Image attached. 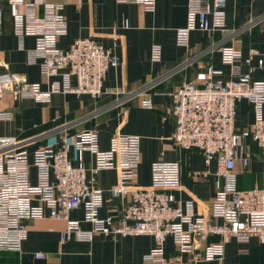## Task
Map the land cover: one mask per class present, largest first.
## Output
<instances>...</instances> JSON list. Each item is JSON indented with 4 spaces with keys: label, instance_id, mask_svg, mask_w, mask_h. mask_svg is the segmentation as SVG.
I'll return each mask as SVG.
<instances>
[{
    "label": "built area",
    "instance_id": "1",
    "mask_svg": "<svg viewBox=\"0 0 264 264\" xmlns=\"http://www.w3.org/2000/svg\"><path fill=\"white\" fill-rule=\"evenodd\" d=\"M117 4L137 5L144 12L155 10L156 0H115ZM187 0L185 26L175 30V45L187 48L190 34L222 32L226 24L225 0ZM6 6L12 19V34L18 49L26 54L28 65H37L41 84L27 83L9 72L0 73V100L9 95L14 101L25 99L47 104L55 94L88 95L94 101L104 96L103 80L108 70L118 67L114 53L93 39L75 40L67 50H60L58 39L67 34L63 5L47 0H0V20ZM122 27H129L124 20ZM32 37L34 47L24 48V39ZM160 45L150 49V59L159 63ZM220 59L229 69L228 80H216L221 71L210 66L196 76L195 82L180 86L171 93L175 131L173 145L181 150L201 152L206 166L216 163V193L208 217L197 216L194 201L176 203L174 193L181 187L178 161L157 160L151 164L148 188L136 187L140 164V138L118 135L101 149L93 131L67 134L62 130L58 143L41 146L29 154L27 141L0 139V251L17 253L27 238V222L52 219L65 222L59 241L91 243L97 235L126 238L151 236L154 248L146 256L148 264H239L225 260L229 241L248 243L252 238L264 243V191L238 190L235 166L242 142L250 138L264 150V81H254L251 73L264 71V50H250L243 58L240 50L222 46ZM242 66L247 69L242 72ZM75 80V85L71 84ZM247 100L254 115L252 126L238 131L236 106ZM142 106L151 109L146 98ZM12 112L0 110V122L12 120ZM73 151L76 159L69 157ZM93 156L92 176L104 170H116L118 181L110 193L128 197L117 217H100L102 190L87 179L81 155ZM248 164L246 156L240 157ZM34 170V182L31 171ZM83 209L82 221H72L69 213ZM214 221V222H212ZM220 221V223L218 222ZM81 223L89 225L82 229ZM210 235L220 237L209 243L200 260H169L162 244L171 238L184 254H190L198 240ZM35 258L43 259L41 253Z\"/></svg>",
    "mask_w": 264,
    "mask_h": 264
},
{
    "label": "crops",
    "instance_id": "2",
    "mask_svg": "<svg viewBox=\"0 0 264 264\" xmlns=\"http://www.w3.org/2000/svg\"><path fill=\"white\" fill-rule=\"evenodd\" d=\"M63 5L67 21L66 36L58 39L60 50H67L77 39L90 38L110 49L119 59L116 68L107 71L103 80L104 96L94 101L88 95L55 94L47 104L31 100H13L5 95L0 110L12 112V120L0 122V139L14 138L30 142L26 151L59 141L62 130L67 134L93 131L99 137L101 149L106 150L112 137L118 135L140 138V164L136 187L148 188L151 183V164L157 160L178 161L181 167V187L174 193L176 203L191 199L197 216L208 217L209 206L216 193V163L205 165L196 149L181 150L172 142L175 122L172 114L171 93L180 86L195 82L207 67L221 71L216 80H228L229 69L222 65L220 49L232 46L247 57L250 50H264V0H225L226 24L222 32L190 34L187 48L175 45V30L186 23L187 0H156L152 13L137 5L117 4L115 0H47ZM207 3L211 4V0ZM127 20L129 27H122ZM161 46L159 63L150 59L151 46ZM34 39L26 37L24 48L32 49ZM9 72L27 83L41 81L39 67L26 63V54L18 49L12 34V19L7 7L0 20V73ZM242 72L247 69L242 66ZM254 81H264V71L251 73ZM75 85V80L71 79ZM148 98L151 109L142 106ZM254 121L251 105L241 100L236 106L235 124L238 131L249 129ZM235 166L238 190L264 191V150L250 139L242 142ZM69 157L76 159L73 151ZM241 156L248 158L243 166ZM87 179L103 192L100 217H117L127 205L128 197H115L110 191L118 181L116 170H104L92 176L91 154L81 155ZM34 170L31 180L34 182ZM72 221H82L81 207L69 213ZM214 222V221H212ZM220 223V221H218ZM27 238L19 252L0 251V264H148L146 256L154 248L151 236L115 238L97 235L89 242L68 241L61 244L60 232L65 222L49 218L27 223ZM88 230L87 224L81 223ZM220 237L210 235L198 240L190 254L182 253L171 238L162 248L169 260H200L209 243ZM41 253L43 259L35 258ZM225 260L239 264H264V243L252 238L245 244L229 241L225 245ZM203 264V263H197Z\"/></svg>",
    "mask_w": 264,
    "mask_h": 264
},
{
    "label": "trees",
    "instance_id": "3",
    "mask_svg": "<svg viewBox=\"0 0 264 264\" xmlns=\"http://www.w3.org/2000/svg\"><path fill=\"white\" fill-rule=\"evenodd\" d=\"M6 6H4V8H5ZM4 8H3V10H4Z\"/></svg>",
    "mask_w": 264,
    "mask_h": 264
}]
</instances>
